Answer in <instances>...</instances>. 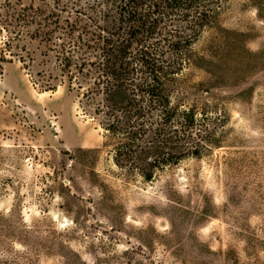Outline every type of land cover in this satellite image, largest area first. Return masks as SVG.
Wrapping results in <instances>:
<instances>
[{
	"label": "rangeland",
	"instance_id": "obj_1",
	"mask_svg": "<svg viewBox=\"0 0 264 264\" xmlns=\"http://www.w3.org/2000/svg\"><path fill=\"white\" fill-rule=\"evenodd\" d=\"M226 5L178 87L223 147L150 182L116 165L86 84L0 57V264H264V0Z\"/></svg>",
	"mask_w": 264,
	"mask_h": 264
},
{
	"label": "trees",
	"instance_id": "obj_2",
	"mask_svg": "<svg viewBox=\"0 0 264 264\" xmlns=\"http://www.w3.org/2000/svg\"><path fill=\"white\" fill-rule=\"evenodd\" d=\"M40 2L0 0L1 59L31 70L38 53L50 70L46 91L57 80L86 84L83 96L95 104L127 175L150 182L186 158L223 147L225 120L208 102L187 104L178 87L198 60L195 44L214 28L227 0Z\"/></svg>",
	"mask_w": 264,
	"mask_h": 264
}]
</instances>
